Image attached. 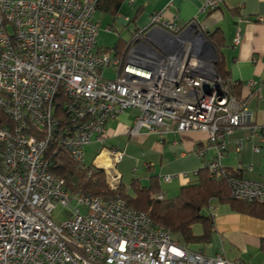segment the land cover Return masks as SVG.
Instances as JSON below:
<instances>
[{"label": "built area", "instance_id": "obj_1", "mask_svg": "<svg viewBox=\"0 0 264 264\" xmlns=\"http://www.w3.org/2000/svg\"><path fill=\"white\" fill-rule=\"evenodd\" d=\"M221 4L204 0L200 12ZM95 12L96 0H0V110L11 121L0 126V264H246L181 244L122 197L71 194L50 171L47 146L81 164L85 147L104 141L107 121L133 108L132 134L204 131L215 156L202 168L213 172L225 137L254 118L198 51L208 33L198 21L154 13L120 55L98 47ZM108 67L114 78L101 74ZM260 85L247 81L249 95ZM229 185L234 199L264 202V179L231 177ZM206 208L214 217L215 205Z\"/></svg>", "mask_w": 264, "mask_h": 264}, {"label": "crops", "instance_id": "obj_2", "mask_svg": "<svg viewBox=\"0 0 264 264\" xmlns=\"http://www.w3.org/2000/svg\"><path fill=\"white\" fill-rule=\"evenodd\" d=\"M203 1L125 0L115 18L96 11L93 20L99 24V21L107 19L96 13L106 14L112 21L123 23L122 27L128 28L133 35L148 25L154 13L162 11L166 19L172 20L177 16L179 22L198 21L208 33L220 29L224 35L222 52L227 74L232 82L240 84L239 93L247 99L246 106L254 114L250 124L234 129L225 137L226 149L221 166L237 171L241 178L263 180L264 0H222L218 9L200 12ZM108 25L106 31H117L114 26L108 30ZM237 33L240 41L234 44ZM250 80L262 83L251 95L246 87V82ZM137 114V109L131 108L109 119L104 141L93 140L85 147V153L94 154L91 162L104 169L107 180L116 178L119 183L129 186L132 179H137L142 186L156 187L155 195L174 197L181 187L196 178V172L202 168L204 161L215 156L214 149H206L209 145L207 134L200 130L178 131L171 128L162 135L143 130L132 134L130 129ZM112 149L120 151V160H114ZM167 175L173 176L169 182L163 180ZM211 202L215 205V215L209 237L188 246L207 256L222 250L231 261L264 264V220L237 212L228 203ZM206 207L204 213H208ZM191 229L196 236L204 231L201 223L193 224Z\"/></svg>", "mask_w": 264, "mask_h": 264}, {"label": "trees", "instance_id": "obj_3", "mask_svg": "<svg viewBox=\"0 0 264 264\" xmlns=\"http://www.w3.org/2000/svg\"><path fill=\"white\" fill-rule=\"evenodd\" d=\"M124 1L96 0V11L108 13L115 18ZM206 37L217 53V60L214 62L217 75L228 84L235 97L244 99L243 94H240L238 90L240 84L229 79L225 68L222 52L223 32L215 29L207 33ZM117 47L116 44L115 51ZM10 123V119L0 110V126ZM45 155L51 161L50 171L63 180V187L66 191L78 195L122 197L129 206L145 212L154 221L170 228L174 233V239L183 244L205 241L209 237L213 217L209 213H204V208L212 200L228 203L237 212L264 220V202L243 201L231 196L229 179L239 177V175L237 171L224 169L222 166L213 172L207 168H201L196 172V178L181 187L176 196L157 198L156 187L142 186L137 179H132L129 186L120 183L116 190L112 189L103 169L92 163L76 162L62 148L47 146ZM195 223H201L203 226L204 231L200 236L192 233L191 228Z\"/></svg>", "mask_w": 264, "mask_h": 264}, {"label": "rangeland", "instance_id": "obj_4", "mask_svg": "<svg viewBox=\"0 0 264 264\" xmlns=\"http://www.w3.org/2000/svg\"><path fill=\"white\" fill-rule=\"evenodd\" d=\"M24 1H35V0H24ZM96 15H100V17H103L107 20L105 21H99L98 24V36H97V42H98V47H102V48H107V49H113V47L117 44V52L123 54L126 50V43L125 42H129L131 37H132V33L128 30V28H124L122 27L123 23H120V21H112V19L103 13L97 12ZM109 24L108 26H114L117 28V31L115 32H109L106 31V25ZM131 30H133V26L130 25L129 27ZM120 29L121 33H120ZM101 74L103 76H106L107 78H114L115 76V70L113 69V67H108L106 69H104ZM94 157L93 153H85V158H84V162L86 164H90L92 163V158ZM106 173V172H105ZM107 177V176H106ZM110 178V177H109ZM108 183L111 180H107ZM61 210V207L58 208V211ZM54 217L55 218H60L61 220L64 219V216L60 213H58L57 211H55L54 213Z\"/></svg>", "mask_w": 264, "mask_h": 264}, {"label": "water", "instance_id": "obj_5", "mask_svg": "<svg viewBox=\"0 0 264 264\" xmlns=\"http://www.w3.org/2000/svg\"><path fill=\"white\" fill-rule=\"evenodd\" d=\"M201 36V45L197 47L198 51L199 52H206L207 54H209L210 58L212 59L213 61V67H214V62H216L217 60V53H216V50L215 48L212 46V44L208 41L207 37L204 36L203 34H200ZM167 37V35H166ZM146 38V37H145ZM149 38H146L147 41H151L150 39L148 40ZM214 70H215V67H214ZM216 71V70H215ZM216 76H217V79H220V77L217 75L216 73ZM211 90L206 88L205 90V93L206 94H211ZM99 168V167H98ZM102 169V168H100ZM104 170V169H103Z\"/></svg>", "mask_w": 264, "mask_h": 264}]
</instances>
